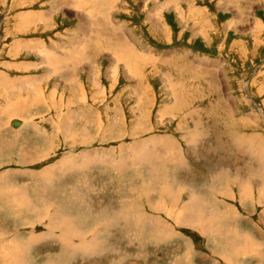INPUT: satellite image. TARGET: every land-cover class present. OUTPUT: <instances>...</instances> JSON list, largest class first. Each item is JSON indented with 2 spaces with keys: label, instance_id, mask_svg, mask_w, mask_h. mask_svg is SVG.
I'll use <instances>...</instances> for the list:
<instances>
[{
  "label": "rangeland",
  "instance_id": "374dc122",
  "mask_svg": "<svg viewBox=\"0 0 264 264\" xmlns=\"http://www.w3.org/2000/svg\"><path fill=\"white\" fill-rule=\"evenodd\" d=\"M105 1L0 0V264H264V0Z\"/></svg>",
  "mask_w": 264,
  "mask_h": 264
},
{
  "label": "bare ground",
  "instance_id": "6f19581e",
  "mask_svg": "<svg viewBox=\"0 0 264 264\" xmlns=\"http://www.w3.org/2000/svg\"><path fill=\"white\" fill-rule=\"evenodd\" d=\"M176 1V0H175ZM107 4H110L111 5V1L110 0H107V1H105ZM81 6H84V7H87V6H85V5H81ZM161 6V5H160ZM237 18V17H236ZM240 21V20H239ZM110 46H112L111 44H110ZM111 49L113 48V46L112 47H110ZM110 50V49H109ZM119 55V56H118ZM118 55H117V59L118 58H120L121 59V56H124L125 58L127 57V53H118ZM126 60H127V58H126ZM114 62H115V59H114ZM263 153V152H262ZM257 157H258V154H257ZM259 158H261V157H259ZM263 164V163H262ZM262 173V172H261ZM22 252V251H21ZM17 253V252H16ZM234 257V256H233ZM19 259V258H18ZM20 263V262H19ZM174 263V262H173Z\"/></svg>",
  "mask_w": 264,
  "mask_h": 264
}]
</instances>
